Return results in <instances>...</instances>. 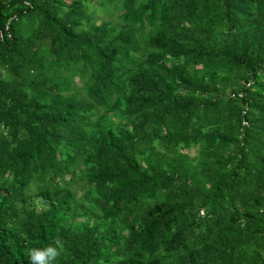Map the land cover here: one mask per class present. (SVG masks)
I'll return each instance as SVG.
<instances>
[{
    "label": "trees",
    "instance_id": "trees-1",
    "mask_svg": "<svg viewBox=\"0 0 264 264\" xmlns=\"http://www.w3.org/2000/svg\"><path fill=\"white\" fill-rule=\"evenodd\" d=\"M48 245L264 264V0H0V264Z\"/></svg>",
    "mask_w": 264,
    "mask_h": 264
},
{
    "label": "clouds",
    "instance_id": "clouds-1",
    "mask_svg": "<svg viewBox=\"0 0 264 264\" xmlns=\"http://www.w3.org/2000/svg\"><path fill=\"white\" fill-rule=\"evenodd\" d=\"M60 254L61 250L55 245L44 248L31 247L26 251L29 264H54Z\"/></svg>",
    "mask_w": 264,
    "mask_h": 264
},
{
    "label": "rangeland",
    "instance_id": "rangeland-1",
    "mask_svg": "<svg viewBox=\"0 0 264 264\" xmlns=\"http://www.w3.org/2000/svg\"><path fill=\"white\" fill-rule=\"evenodd\" d=\"M97 18H98V17H97ZM99 19H100V18H98V21H99ZM113 23H114V25H116V24H115V23H116L115 21H113ZM190 154H191V155H194V151H190ZM30 193H31V192H30Z\"/></svg>",
    "mask_w": 264,
    "mask_h": 264
}]
</instances>
